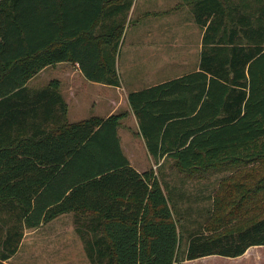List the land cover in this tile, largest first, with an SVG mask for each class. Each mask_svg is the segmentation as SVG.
I'll use <instances>...</instances> for the list:
<instances>
[{"label": "trees", "instance_id": "obj_1", "mask_svg": "<svg viewBox=\"0 0 264 264\" xmlns=\"http://www.w3.org/2000/svg\"><path fill=\"white\" fill-rule=\"evenodd\" d=\"M133 2L0 0V264L19 252L25 229L70 213L81 215L91 264H176L181 222L158 174L138 173L124 155L126 114L70 124L57 90L27 87L69 62L90 82L119 87L124 27L104 35L113 54L88 40L105 6L111 20ZM182 2L203 31L199 70L129 94L147 150L155 165L171 160L189 176L264 167V0ZM241 199L264 210V175ZM254 247H264V213L237 230L191 234L185 260Z\"/></svg>", "mask_w": 264, "mask_h": 264}, {"label": "rangeland", "instance_id": "obj_2", "mask_svg": "<svg viewBox=\"0 0 264 264\" xmlns=\"http://www.w3.org/2000/svg\"><path fill=\"white\" fill-rule=\"evenodd\" d=\"M124 1L110 0V5ZM174 2V0H166L163 2L164 8H162L159 5L160 0H149L147 5L150 6V9L148 11L154 9V19H147L141 26L134 23V20H128V14L118 16L108 22L107 25L110 26L114 23L124 27L123 39L125 44H123L122 51L119 52L116 60L120 84L123 82L127 87L133 86L136 81L145 79L143 75H145L147 69L156 68L161 61L145 59V51L142 49L144 44L142 42L149 35V31L158 41H165L157 47L160 52H164L167 56L179 52L177 39L182 38V35L189 36L194 43L197 33L192 27H180V21L177 20L178 14L173 12L167 13V15L162 14L163 10L168 8L165 6L169 4L173 6ZM159 12L160 14H158ZM167 20L169 21L167 22ZM184 31L186 32L184 33ZM192 62L193 59L190 60V63ZM167 66L168 64H166L165 70L163 69L164 73L171 75L159 78L177 77V75L172 74L177 71L175 66ZM49 76L50 71L38 77L31 84V87L42 88L46 86L50 80ZM69 119L73 120L72 115ZM122 135H124L123 132ZM153 170L158 174L159 179L164 182L165 193L171 198L170 203L175 208L174 217L181 222V225H179L181 242L176 264H264V247H254L242 258L228 259L214 256L190 262L185 260L187 243L191 234L202 230L211 234L220 232L222 228L237 230L244 227L252 218L263 215L264 210L259 208L257 210L250 209L248 204L244 206L241 198L246 196L247 191L262 178L264 167L241 168L221 173L211 172L207 175L189 176L180 173L174 167V163L167 160L163 167H156ZM238 206H240V209ZM78 217H81V215ZM78 217L76 214L70 213L36 229H25L26 239L19 251L18 259H13L14 263H89L84 241L77 233L79 227L76 224Z\"/></svg>", "mask_w": 264, "mask_h": 264}, {"label": "crops", "instance_id": "obj_3", "mask_svg": "<svg viewBox=\"0 0 264 264\" xmlns=\"http://www.w3.org/2000/svg\"><path fill=\"white\" fill-rule=\"evenodd\" d=\"M165 1L166 0H160V7L164 8L162 4ZM174 1L175 2L173 6H171L170 4L168 6H165L168 8L163 10L162 14L167 15V13L171 12H173L174 14H178L179 17L177 20L180 21V27H192L193 30L197 33V38L193 43V41L190 40L189 36L182 35V38L177 39V43L179 44V52L167 56V54H165L164 52H160L159 48L157 47L158 45L165 43V41H158L154 38L151 31H149V35H147L144 39V42H142V44H144V48L142 49H144L145 51V59H155L161 61L157 64L156 68L147 69V72L145 73V75H143L145 79H141V81H136L133 86L127 87L125 84H123V82H121L119 87L90 82L85 78L78 64L70 62L56 64L54 66H50L42 70L35 78H33L27 84V87L31 90L38 91L43 90L47 87L57 90L68 107L67 119L70 124L78 123L82 120H87L92 117L107 119L114 115H119L123 113L126 114V116L120 121V125L118 127V135L121 141V147L124 155L129 160L131 166L138 173H144L148 170L155 169L156 167H163L165 162L167 161H162L159 163V165H155L153 158L147 150L146 142L140 133L137 117L129 104V94L163 84L167 81L180 78L182 76L194 73L199 70L200 55L202 51L203 31L195 23L194 16L192 13V7L183 4L182 0ZM148 2L149 0H134L133 6L127 16L128 20H134V23H137L138 26L144 24L147 19L153 20L155 12L154 9L148 11V9H150V6L147 5ZM105 8L106 6L103 8L102 18H99L97 20L96 24L94 25L95 27L92 31V35H95V37L98 38L94 39L91 36L92 38H90L88 41L98 43L101 47V51L104 52V54H113V50H110L112 49V42L110 43V40L109 42H107L106 39L108 38H105L104 35L106 34L107 29L111 27L110 25H107L108 22L112 21L118 16L114 17L111 20H109L110 17L106 19ZM158 14H160V12ZM168 21L169 20H167V22ZM185 32L186 31H184V33ZM99 36H101L102 38H99ZM87 37H89V35H87ZM123 37L119 43V47L116 54V60L119 52L122 51L123 44H125V40L123 39ZM100 40L102 41L101 44ZM191 59H193L192 63H190ZM166 64H168L167 67L175 66V69H177V71H174L172 74L177 75V77L169 79L159 78L161 76L166 77L171 75L169 73H164ZM116 69L118 70L117 65ZM48 71H50V80L48 84L46 86H43L42 88H32L31 84L38 77L44 75ZM70 115H72L73 120L69 119ZM122 132L124 133V135H122ZM160 181L162 185H164V182H162V180ZM25 239L26 234L24 233V239L21 243L19 251L21 250ZM18 257L19 252L5 264H73L14 263L13 259H18ZM88 262L89 263L86 264H91L89 260Z\"/></svg>", "mask_w": 264, "mask_h": 264}]
</instances>
